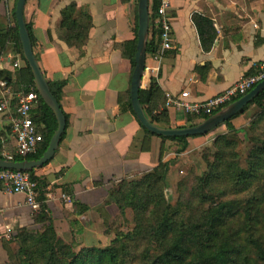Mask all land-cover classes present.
<instances>
[{
	"label": "crops",
	"instance_id": "0c3cea01",
	"mask_svg": "<svg viewBox=\"0 0 264 264\" xmlns=\"http://www.w3.org/2000/svg\"><path fill=\"white\" fill-rule=\"evenodd\" d=\"M165 1L169 3L166 17L171 27L172 48L159 54V45L157 59L146 56L140 89H147L152 79L164 97L187 92L189 102H205L233 87L242 75L253 73L254 63L264 61V0ZM8 2L13 4L14 0ZM69 3L85 8L91 16L92 28L82 55L56 36L60 10ZM194 14L210 20L216 32L208 53L201 48L192 22ZM23 17L31 29L33 53L38 56L46 81H66L59 104L68 124L53 158L35 170V176L47 182L46 192L52 190L51 194L57 196L63 186L69 187L76 199L93 207L107 194L109 181L150 171L157 165L161 149L163 160L173 154L176 143L146 137L126 107L133 70L130 48L124 45L137 41V0H27ZM13 55L11 50L2 54L0 69L15 77L23 63L20 61L19 69L14 70V60L10 59ZM8 88L13 97L11 110L0 113V132L7 140L12 138L8 128L16 94L24 86ZM1 93L0 90V97ZM162 103L163 100L160 108ZM255 109L252 106L231 121L238 136H244ZM166 111L165 128L185 124L187 117L183 114L169 108ZM38 129L43 127L39 125ZM223 132L225 127L221 126L207 136L188 139L187 151L207 147ZM11 143L14 150L13 138ZM48 206L54 229L63 240L98 237L90 230L102 222L94 210L77 217L71 202L54 201ZM111 208L106 207L107 214ZM34 213L25 204L23 195H8L0 190V240L7 239L9 232L18 228H36L32 226ZM70 222L74 228L70 229Z\"/></svg>",
	"mask_w": 264,
	"mask_h": 264
},
{
	"label": "trees",
	"instance_id": "16d2710c",
	"mask_svg": "<svg viewBox=\"0 0 264 264\" xmlns=\"http://www.w3.org/2000/svg\"><path fill=\"white\" fill-rule=\"evenodd\" d=\"M148 1L151 23L146 56H154L160 45V27L155 23V13L160 1ZM15 3L16 0L9 10L8 0H0V57L7 50H11L19 56L23 68L15 77L0 69V82H5L7 87L13 85L17 89L22 85L24 89L20 90L26 93L33 91L37 95V104L30 111V117L37 126L43 127L40 130L43 142L35 154L26 157L14 156L13 159L38 160L45 152L57 123L50 109L39 97L30 69L23 59L14 18ZM192 22L203 52H210L216 39L211 21L194 14ZM26 28L33 49L31 29L27 25ZM91 28L92 20L88 11L79 8L75 3H69L60 10L56 36L68 48H76L82 55ZM135 45L136 40L124 45L130 48L132 70ZM35 58L38 60L37 55ZM201 69L204 67L196 70ZM65 84V80L48 82L50 92L58 103ZM164 98L158 84L152 79L147 89L139 90V100L146 116L154 124L168 127ZM252 106L258 111L249 122L250 128L264 120V91L242 113L217 127L224 126L225 132L216 135L212 141L214 152L207 174L200 178L182 179L178 184V197L173 205L165 195L168 164L172 159L170 157L163 160V149L159 152L157 165L150 171L137 173L135 177L125 175L116 181H109L107 194L93 207L81 203L69 187L63 186L62 193L69 198L75 216L79 217L94 210L101 216L103 225L108 230H115L113 239L104 248L82 247L77 250L74 240L67 243L61 239L54 229L48 203H45L47 182L37 178L35 170L27 172L36 183L38 191L37 201L40 205L33 215L32 223L36 228L22 227L9 232L8 238L4 240L5 244L2 245L7 256L4 264H264V136L255 141V145L242 158L237 151L240 143L237 139L238 130L231 124L234 118ZM126 107L133 114L129 97ZM209 117H199L197 120L202 121ZM65 119L67 126L66 116ZM196 124L186 118L185 124L177 128ZM8 129L11 132V127ZM214 130L202 136H207ZM144 132L146 137L155 136L146 130ZM196 137L201 136L158 139L176 143L173 154L179 155L187 151V140ZM12 138L7 140L0 132V159H3V151L12 146ZM110 205L118 209L120 216L127 209L131 211V231L116 229L111 222L113 219L106 212V207ZM69 225L73 227L74 223L70 222ZM12 244L16 245V250L11 249Z\"/></svg>",
	"mask_w": 264,
	"mask_h": 264
},
{
	"label": "built area",
	"instance_id": "2783aa9c",
	"mask_svg": "<svg viewBox=\"0 0 264 264\" xmlns=\"http://www.w3.org/2000/svg\"><path fill=\"white\" fill-rule=\"evenodd\" d=\"M169 3L160 0L159 7L156 11L155 23L160 27L159 54L172 48L171 45V27L166 17V10ZM154 55L157 59L159 54ZM14 62L12 67L14 70L20 67V58L18 55L10 57ZM253 73L242 75L233 87L224 92L208 99L205 102H189V94L182 92L179 95H165V107L173 109L190 119L211 116L217 110L231 104L235 99L241 98L251 91L257 84L264 81V61L254 63L252 65ZM0 113L9 112L13 97L5 82H0ZM37 104V95L33 92H23L21 90L16 94L13 113L9 118L11 134L14 139V150L12 153L3 152L2 157L7 160H14V156L26 157L35 154L40 144L43 142V135L30 117V111ZM0 190L5 194H21L25 198V204L34 212L39 209L37 185L33 182L27 172L15 170H0ZM52 190H48L45 195V203L61 201L69 203V198L62 192L57 196L51 194Z\"/></svg>",
	"mask_w": 264,
	"mask_h": 264
},
{
	"label": "water",
	"instance_id": "95a60500",
	"mask_svg": "<svg viewBox=\"0 0 264 264\" xmlns=\"http://www.w3.org/2000/svg\"><path fill=\"white\" fill-rule=\"evenodd\" d=\"M27 0H16L14 18L18 30L23 59L30 69L35 89L43 103L50 109L57 123L47 148L38 160H7L0 159V170H15L29 172L43 167L54 156L58 149L62 135L66 127V119L60 108V104L50 92L48 82L44 78L38 62L33 53L30 36L23 17V10ZM149 1L137 0V41L134 54V68L130 80V104L132 112L144 130L148 133L163 138H184L205 135L216 129L225 121L243 112V109L264 91V81L257 84L246 95L220 109L209 118L200 121L194 126L184 128H165L154 124L146 116L139 100V90L145 69L146 47L150 31Z\"/></svg>",
	"mask_w": 264,
	"mask_h": 264
},
{
	"label": "rangeland",
	"instance_id": "374dc122",
	"mask_svg": "<svg viewBox=\"0 0 264 264\" xmlns=\"http://www.w3.org/2000/svg\"><path fill=\"white\" fill-rule=\"evenodd\" d=\"M12 7H13V4H9L8 9L10 10L12 9ZM257 111H258L257 109L254 110L253 114L251 115L246 125V128H245L246 138H244L243 135L237 136V139L240 141L237 147V151L238 153L240 152V155L242 158H245L249 150L255 145V141H257L258 139L264 136V120H262L258 124H255L253 128H250L249 122L254 117V115L257 113ZM191 120L195 123L200 122L197 119H191ZM7 148L8 149H5L4 151L9 152V153L13 152V150H11V146H8ZM213 152H214V149L212 147V142H211L210 145L200 149L199 151H190V152L187 151L179 155L172 154L169 156V158L171 157L172 160H170L168 164L169 170L166 176L165 195L172 205L175 204L177 200L178 184L182 179L188 178V177L200 178L203 175L207 174L208 165H209V162L212 161ZM110 206L112 208H111L110 213L108 214L111 217L110 219H113L111 220V222L114 223L115 227H117L116 229L121 230L123 232L131 231L133 228V219H132L131 211L127 209L125 210L123 215L120 216L118 209L114 205H110ZM102 222L99 221V223L97 224V227H93L90 229V230H94L93 232H96L98 234V237L94 235V236H91L92 237L91 239L89 237H86V240H84V237L82 236L73 237L72 240H74V242L76 243L78 247L77 250L79 248H82L83 245L87 247H99V248H104L109 245L110 241L114 237L115 230L114 229L108 230L105 227V225H103ZM71 228L72 227H70V229ZM58 236L62 239L60 235ZM4 240H5L4 238L0 240L1 242L0 243V264H4L7 261L6 252L4 251L2 247V245L5 244ZM70 242H67V243H70ZM10 247L13 250H16L17 248L15 244L10 245Z\"/></svg>",
	"mask_w": 264,
	"mask_h": 264
}]
</instances>
